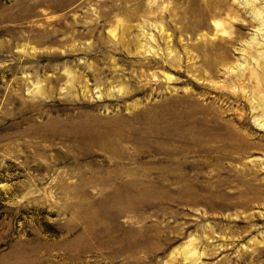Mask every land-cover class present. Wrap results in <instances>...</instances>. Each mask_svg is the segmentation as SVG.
<instances>
[{
    "label": "rangeland",
    "instance_id": "rangeland-1",
    "mask_svg": "<svg viewBox=\"0 0 264 264\" xmlns=\"http://www.w3.org/2000/svg\"><path fill=\"white\" fill-rule=\"evenodd\" d=\"M0 264H264V0H0Z\"/></svg>",
    "mask_w": 264,
    "mask_h": 264
},
{
    "label": "bare ground",
    "instance_id": "bare-ground-1",
    "mask_svg": "<svg viewBox=\"0 0 264 264\" xmlns=\"http://www.w3.org/2000/svg\"><path fill=\"white\" fill-rule=\"evenodd\" d=\"M262 122V121H261Z\"/></svg>",
    "mask_w": 264,
    "mask_h": 264
}]
</instances>
